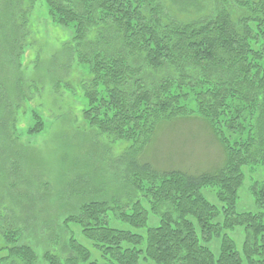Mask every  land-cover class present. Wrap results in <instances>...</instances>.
Wrapping results in <instances>:
<instances>
[{
	"label": "trees",
	"instance_id": "trees-1",
	"mask_svg": "<svg viewBox=\"0 0 264 264\" xmlns=\"http://www.w3.org/2000/svg\"><path fill=\"white\" fill-rule=\"evenodd\" d=\"M38 4L71 31L59 51L32 36ZM60 89L85 101L75 127L24 141ZM187 116L205 121L222 164L156 169L142 153L158 124ZM257 164L264 0H0V264H264V180L249 188L258 211L235 210Z\"/></svg>",
	"mask_w": 264,
	"mask_h": 264
},
{
	"label": "rangeland",
	"instance_id": "rangeland-1",
	"mask_svg": "<svg viewBox=\"0 0 264 264\" xmlns=\"http://www.w3.org/2000/svg\"><path fill=\"white\" fill-rule=\"evenodd\" d=\"M34 12L32 36H38L36 41L37 46L39 48L45 47L44 51H59L61 44L71 38L70 29L53 24L46 16V8L40 4H38V8ZM34 52L33 48H26L22 59L23 64L34 59ZM45 54L47 53H42V56ZM49 60L50 58L46 59L45 62ZM58 60L56 59V61ZM78 73V71L72 69L69 76L72 79L71 81L75 82L79 76ZM50 99L48 100L50 104L48 102L45 103L42 109L44 117L48 120H46V128L40 134H35L34 136H27L25 132L20 134L24 141L42 145L47 143L56 131L62 130L63 132H67V129L75 127V125L71 124L70 118L79 113V108L85 105V101L82 100L80 106V102L66 89H60L59 97L53 106ZM191 104L193 106L192 102ZM124 143L119 145V147L116 144L111 146L110 155L112 157L109 162L118 157L122 153V150H124V147L130 145L129 141ZM142 157L151 162L159 170L182 169L189 172H212L222 164L224 158L221 147L213 138L205 121L195 116L161 121L156 128L152 141L143 151ZM244 173L245 181L238 191L235 210L237 212H257L258 207L255 205L249 188L255 182L264 180V165L257 164L251 167L247 165L244 167ZM214 192L215 187L202 189V194L210 202L219 207L220 205L216 200ZM226 232L233 238L238 249H240L244 236L243 229L236 228L235 230H227ZM80 239L87 244L84 239ZM210 246L214 253L217 254V241L213 240ZM3 253L6 252L4 251Z\"/></svg>",
	"mask_w": 264,
	"mask_h": 264
}]
</instances>
